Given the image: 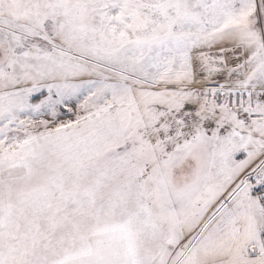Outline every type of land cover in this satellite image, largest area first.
Returning a JSON list of instances; mask_svg holds the SVG:
<instances>
[{"label": "snow or ice", "instance_id": "1", "mask_svg": "<svg viewBox=\"0 0 264 264\" xmlns=\"http://www.w3.org/2000/svg\"><path fill=\"white\" fill-rule=\"evenodd\" d=\"M0 264H264V0H0Z\"/></svg>", "mask_w": 264, "mask_h": 264}]
</instances>
